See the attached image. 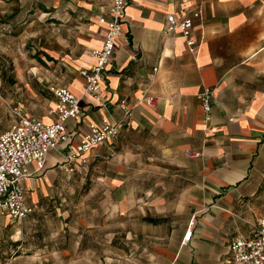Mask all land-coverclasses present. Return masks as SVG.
<instances>
[{
  "label": "crops",
  "instance_id": "1",
  "mask_svg": "<svg viewBox=\"0 0 264 264\" xmlns=\"http://www.w3.org/2000/svg\"><path fill=\"white\" fill-rule=\"evenodd\" d=\"M11 1L0 0L1 29L17 27L19 14L24 13L21 8L8 16L2 5ZM71 1V34L56 39L52 50H38L44 63L58 64L53 75L39 77L38 93L18 94L0 76V133L17 119L8 104L52 123L56 97L49 93L51 87L81 95L79 70L93 63L91 51L100 46L103 34L99 17L109 0ZM199 8L201 17L193 20L190 34L197 43L191 51L178 31H166V15L186 16ZM204 87L213 92L208 122L197 98ZM101 96V103L82 97L80 114L66 122L67 139L48 151L39 174L25 178V200L32 212L21 220L0 217V264H50L36 251L45 245L34 243V237L44 241L40 236L45 225L37 221L45 216L40 212L46 204L41 195L58 188L54 183L64 174L61 164L66 155L89 123L102 119L119 122L117 134L88 152L85 164L70 165L76 169L106 163V169L112 165L120 178L148 177L147 184L136 181L131 191L138 195L127 207L176 202L183 221L192 222V235L182 241L188 223L178 230V247L168 264H202L219 244L228 242L229 248L236 237L250 235L255 226L246 232L241 226L253 217L258 223L264 215V0H128ZM147 96H154L155 103L147 104ZM122 100L131 109L129 117L120 108ZM105 179L110 189H121V180ZM160 187L172 194L171 199L155 195ZM128 200L125 197L121 205ZM144 220L167 221L154 216ZM9 230H15L13 239ZM64 251V256H71Z\"/></svg>",
  "mask_w": 264,
  "mask_h": 264
},
{
  "label": "rangeland",
  "instance_id": "2",
  "mask_svg": "<svg viewBox=\"0 0 264 264\" xmlns=\"http://www.w3.org/2000/svg\"><path fill=\"white\" fill-rule=\"evenodd\" d=\"M73 6L71 0H13L6 7L2 5L8 16L21 8L24 13L19 14L17 27L9 24L0 28L1 81L14 90L18 89V94L38 93L40 78L53 75L58 66L56 62L44 63L37 56L38 50H52L56 39L68 38L72 30ZM8 91L11 92L10 89ZM49 93L55 98L51 91ZM108 168L106 163L103 166L87 164V167H79L72 172H65L62 168L64 174L54 183L58 188L46 191L40 198L46 203L40 211L45 216L36 220L45 225L40 236L44 241L34 237V243L45 247L36 251L42 252L50 264H66L72 260L75 264H168L170 255L178 247V230L188 223L183 221L180 210L174 207L176 202L169 200L127 207L134 202L133 196L138 195L131 191L137 187L136 181L142 180L147 184L149 178H120L112 165ZM105 176L115 179L111 182L121 180V189H110ZM164 180L161 178L160 181ZM159 189L155 195L171 199L172 194L161 192L162 187ZM125 197L131 200L121 205ZM145 216L161 217L167 221L149 223L144 220ZM60 225L65 232L60 230ZM256 225L257 218L253 217L241 227L246 232ZM35 227L38 229L39 225ZM6 233L13 239L15 230ZM228 244H219L211 256L202 260V264H234ZM62 248L71 256H64ZM21 264H30V261Z\"/></svg>",
  "mask_w": 264,
  "mask_h": 264
},
{
  "label": "built area",
  "instance_id": "3",
  "mask_svg": "<svg viewBox=\"0 0 264 264\" xmlns=\"http://www.w3.org/2000/svg\"><path fill=\"white\" fill-rule=\"evenodd\" d=\"M128 0H109L107 10L99 17L103 26L102 40L99 47L91 51L93 63L88 68L79 70L83 79V90L80 96L73 94L65 87H51L50 90L57 99L56 119L52 123L29 117L22 107L8 104L9 110L16 116L15 123L6 131L0 133V217L21 220L27 217L32 208L26 203L24 180L27 176L39 174L45 164L49 150L55 149L59 142L67 139L66 122L80 114V102L83 96H90L101 103L104 83V72L111 62L116 37L120 34ZM201 17V9L192 11L189 15L178 16L175 13L166 15L165 29L168 32L178 31L186 40L191 51L195 50L197 41L192 39L193 20ZM212 89L204 87L198 94L203 120L208 122L211 117ZM156 98L147 96V104H154ZM125 117L132 112L125 101L119 103ZM119 122L102 119L91 122L88 131L83 134L76 147L66 155V161L61 164L65 172H72L71 162L85 164L87 153L100 143L113 138L118 131ZM33 165L32 172L28 167ZM191 223L187 226L182 241H188L192 235ZM234 264H264V215L251 230L247 238L236 237L229 245Z\"/></svg>",
  "mask_w": 264,
  "mask_h": 264
},
{
  "label": "bare ground",
  "instance_id": "4",
  "mask_svg": "<svg viewBox=\"0 0 264 264\" xmlns=\"http://www.w3.org/2000/svg\"><path fill=\"white\" fill-rule=\"evenodd\" d=\"M56 107V106H55Z\"/></svg>",
  "mask_w": 264,
  "mask_h": 264
}]
</instances>
